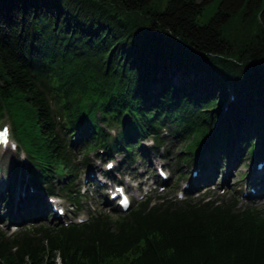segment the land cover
<instances>
[{
    "label": "trees",
    "instance_id": "16d2710c",
    "mask_svg": "<svg viewBox=\"0 0 264 264\" xmlns=\"http://www.w3.org/2000/svg\"><path fill=\"white\" fill-rule=\"evenodd\" d=\"M152 1L0 0V120H12L39 192L54 194L53 181L80 203L77 144L135 162L142 140L165 144L163 129L185 144L178 162L204 166L236 144L264 157V0H219L205 24L210 0ZM27 216L0 229V264H264V211L231 198H148L66 225Z\"/></svg>",
    "mask_w": 264,
    "mask_h": 264
},
{
    "label": "rangeland",
    "instance_id": "374dc122",
    "mask_svg": "<svg viewBox=\"0 0 264 264\" xmlns=\"http://www.w3.org/2000/svg\"><path fill=\"white\" fill-rule=\"evenodd\" d=\"M166 1L167 0H153L152 6H155L158 9H163L166 4ZM218 3L219 0H210L208 3H206L201 14L197 16V23H207L209 18L215 12ZM26 105L27 106H25V111L27 113V116L23 118L24 127L30 126L33 121V110L32 108H30V106H28V103ZM1 120L2 121H0V126L2 122L12 123V120L5 113L2 115ZM111 132L113 134V131ZM162 133L166 136L165 145L158 146L156 149L154 144L152 143L151 138H148L144 141L142 140L143 142H140V147L144 150L145 153L143 155L138 154L139 157H137V161L135 162L128 161L127 163L120 165L122 170H118L119 173H117L116 170L118 162L122 159L123 155H115L112 160L115 164L113 175L117 179H120L121 181L125 182L126 185L130 186L131 189H133V193L134 189H140L138 194L135 193V197L132 199V203L137 204L139 201H141V199H143V196L145 195H160L165 196L167 198L175 197L178 200V193L183 190L184 185L190 181L192 176L191 174L194 171V168L197 165H200L199 161L195 160H182L178 162V157L176 156L177 154L181 153L182 156H188V153H185V150L182 149L185 144L181 143L180 140L175 137V135H168L169 132L167 131H163ZM78 137L76 135V137L73 138V141H77ZM17 143L23 147L21 140L17 141ZM237 147L238 145L236 144L233 149ZM79 149L80 145L77 144L75 146V149L73 150V154L75 155L74 158H76L74 160L78 162V173L76 174L77 179L73 181V184L71 185L70 189L72 190L73 194L79 193L80 195H82V201L78 204H75L74 207L71 206L70 202L66 198L62 197L66 195L65 193L61 192V185L52 181L55 195H62V198L59 199V205L56 206L62 207L65 210L66 217L62 218L60 216L56 219V214L52 210L53 205L50 209L51 212L40 208V213V211L37 209V207H39L38 204L37 206H33V202L31 200H27L25 197L21 198L20 200L23 204L22 207L25 208L26 214L31 215V212H36V214H34L36 217L40 214V217L37 218L39 219L38 223L36 224L44 223L46 225H56L59 222L62 223L64 221H67L71 217L74 218V221L79 222L80 219H87L91 211L106 213L110 215L113 219H116L118 217L119 213L114 210L115 204H113L112 201L107 202V200L104 199V196L101 194L103 191L98 188V181L100 179L104 180L105 178V161H102L101 158L96 155L97 149H90L86 156L80 154ZM146 150H148V153H146ZM231 152L235 153V151ZM2 156L3 157L0 158V183L2 184L0 190V229L8 235L10 233L15 232V229L13 227L11 228V225H9L10 220H8L7 218L11 217L14 219V221H17L19 219V212H17L15 216H11V214L6 215L7 209L9 211L11 210V206L13 205V203L11 204V198H13L14 195H12V197L9 199L11 204L10 207L4 206V204L9 200L6 197L2 196L7 194V189L5 190V186L3 185L8 182L7 178L9 179L10 173L13 171V165H15V163L18 161L17 156H19V154L14 153L12 151H8ZM233 156L232 154H230L229 157L225 159H223L220 155L211 157L212 159H210V162H214L215 166H220L219 169L213 171L211 181L213 184H215V186H223V188L227 190V192L223 196H221L218 188H211L209 189L211 195L213 197H219L223 199L231 198V196L234 195V198H231V200L236 202L237 207L253 205L254 207H257L260 210L264 211V199H261L260 197L257 198L243 196V191L247 192L250 190V175H254V172L257 171V163L255 165L253 161L255 160V156H258V154L256 153L255 156L252 155L251 160H249L248 150H245L244 152L236 156L233 154ZM159 163H161L165 167V169L170 173V179L167 183V190L165 191V193H160L158 189H152L150 191L148 190L151 188L150 184L152 180L158 179L155 170V165ZM92 168L96 169L93 173ZM23 171L24 170L22 167L20 173H24ZM260 174L261 172L259 173V175ZM89 175H91L90 178ZM71 180H73V178H71ZM198 195H201V193H187L185 194L184 199H195ZM19 198L20 196L18 197V199ZM74 202L76 203V201ZM80 207L83 210L77 212ZM32 217L34 216L32 215Z\"/></svg>",
    "mask_w": 264,
    "mask_h": 264
},
{
    "label": "bare ground",
    "instance_id": "6f19581e",
    "mask_svg": "<svg viewBox=\"0 0 264 264\" xmlns=\"http://www.w3.org/2000/svg\"><path fill=\"white\" fill-rule=\"evenodd\" d=\"M94 170H96L95 168H92V173L94 172ZM220 173V172H219ZM91 177V175H89V178ZM79 183H80V181H79ZM247 195L248 196H253V194H252V192L251 191H247ZM41 209H48V204H47V202H45V201H42L41 202Z\"/></svg>",
    "mask_w": 264,
    "mask_h": 264
},
{
    "label": "snow or ice",
    "instance_id": "6c2138e0",
    "mask_svg": "<svg viewBox=\"0 0 264 264\" xmlns=\"http://www.w3.org/2000/svg\"><path fill=\"white\" fill-rule=\"evenodd\" d=\"M0 135H2V137H3V142L7 143V130H5L4 133L0 134Z\"/></svg>",
    "mask_w": 264,
    "mask_h": 264
}]
</instances>
